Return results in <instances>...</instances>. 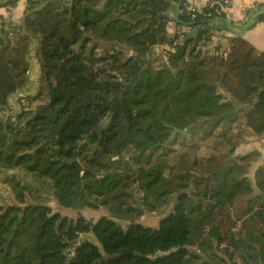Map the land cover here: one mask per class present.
<instances>
[{
  "label": "trees",
  "instance_id": "16d2710c",
  "mask_svg": "<svg viewBox=\"0 0 264 264\" xmlns=\"http://www.w3.org/2000/svg\"><path fill=\"white\" fill-rule=\"evenodd\" d=\"M27 1L20 25L0 17V182L11 200L0 186V264H264V162L250 179L259 152L235 154L242 134L264 138V50L243 36L226 57L195 48L229 4L217 15L181 0L177 25L198 30L186 40L167 29L178 0ZM33 144L41 157L29 174L76 217L4 174L23 164L15 145ZM83 209L166 212L156 230L94 224Z\"/></svg>",
  "mask_w": 264,
  "mask_h": 264
},
{
  "label": "rangeland",
  "instance_id": "374dc122",
  "mask_svg": "<svg viewBox=\"0 0 264 264\" xmlns=\"http://www.w3.org/2000/svg\"><path fill=\"white\" fill-rule=\"evenodd\" d=\"M175 43L177 44L178 42L176 41ZM179 43L182 44L183 42H179ZM157 46H155V50L157 52V55L167 56L169 50H174V47H172V46H168L167 48L163 47L161 45H157ZM156 47H157V49H156ZM33 57H34V55L32 56V58ZM34 59H35V57H34ZM35 62H36V60H35ZM36 71H37V67H34V69L32 70V73L31 74L29 73V75H31L30 81L32 82L34 80L30 86L31 91H35L37 89ZM18 99L20 100V96L18 97ZM21 101L24 102V97H21ZM9 107H11V109H9V111L11 113H14L16 111V108L14 107L13 102L9 105ZM7 111L8 110H5L3 112V114H5ZM17 112H19V111H17ZM241 138H243V139H241ZM239 139H241L240 142H244V143H247L250 141V139L245 137V135H243V134L240 136ZM238 144H239V142H238ZM246 152H247V150H241V151H238L237 153L235 151V154L239 153L242 155ZM177 155H178V152H175L170 157V159L174 160L177 157ZM12 157L22 158L23 164L19 168H13V169H6L5 168L3 170L4 174H8L9 176L16 174V176L18 178H20V181L23 184L26 183L29 186H31V191H32L31 195L32 194L37 195V200L41 199V200H44L47 203H49L52 206L53 210H58V211L62 212V214L68 215L70 217H76L77 216V212L72 211V210H65L61 206L56 204V202L52 198L51 192H49L50 190L47 187H44L40 184V179H36L35 174H33V173L29 174V168H33V165L35 164V162L40 160L41 153H40L39 145L33 144L31 146L22 147V148L15 145V147L13 148V151H12ZM253 174H254L253 168L250 166L247 170V176L250 179H253L252 178ZM83 176H84V172L79 174V178L80 177L82 178ZM0 186H5L7 188V190H3L1 192L4 199H5V200H3V202H10L11 200L8 199V196H10V189L3 182H0ZM94 186L97 190H99V183L98 182ZM199 192H200V188H194V189L190 190V200H189V206L188 207L191 211H197L204 206V202L201 200ZM31 195H29L30 199H32ZM34 200H36V199H34ZM1 202L2 201H0V203ZM3 202H2V204H4ZM165 212L166 211L159 213L156 210H149L145 213V215H143L141 217H136L135 215H126V214H123L121 212L116 213V214H109L104 210H91V209L81 210V213L89 221L93 222L94 224L103 223V224L121 225V226L126 228L132 223H140V224H143L145 226H150L154 229L156 228V230L159 227V222L165 217ZM88 237L90 239L96 241V239L92 235H90ZM96 243L100 244L101 250L104 252V254H106L104 247H103V244L99 243L98 241H96ZM176 252H177V250L174 248H167V249L161 250L160 255H164L168 260H171L174 257V254Z\"/></svg>",
  "mask_w": 264,
  "mask_h": 264
},
{
  "label": "crops",
  "instance_id": "0c3cea01",
  "mask_svg": "<svg viewBox=\"0 0 264 264\" xmlns=\"http://www.w3.org/2000/svg\"><path fill=\"white\" fill-rule=\"evenodd\" d=\"M180 2L181 0H178L176 4V11L173 12L174 19L167 27L171 36H174L178 31L186 30V27L183 29L176 23L178 11L177 6H179ZM186 2L190 6L200 9L208 2V0H186ZM4 3L5 0H0V17L20 25V23L23 21L24 13L28 6V1L17 0L14 5H5ZM225 10V18L217 19L215 25L227 26L229 32L223 37L212 40L209 48L221 50L229 49L231 48L232 38L234 36H243L258 50H264V15L261 20L257 21L256 23H252L258 15L264 14V0H230L229 6ZM161 46L166 48L168 47L167 44H163ZM20 93H25V90H22L17 95L13 96L10 104L12 102L15 103L17 96H19ZM20 97L22 96L20 95ZM237 150H247V152L244 154L255 150L259 152L251 164L253 171H255V169L264 162V138L262 140H250L247 143L240 142L236 147V153L238 152Z\"/></svg>",
  "mask_w": 264,
  "mask_h": 264
},
{
  "label": "built area",
  "instance_id": "2783aa9c",
  "mask_svg": "<svg viewBox=\"0 0 264 264\" xmlns=\"http://www.w3.org/2000/svg\"><path fill=\"white\" fill-rule=\"evenodd\" d=\"M230 3V0H208V2L205 5H210L213 7V12L214 14L220 15L222 11L226 8V6ZM183 4H186L187 7L189 8L190 11H195L199 8L190 6L186 0H183ZM208 18H212L213 14L212 12L207 13ZM190 30H195L194 28L191 27H186L185 31H190ZM183 31H180V33ZM229 30L227 26H217L214 24H210V26L207 29L206 36L201 38L196 44L195 48L199 49L202 48L206 50L207 53L213 54V55H219L221 57H226L230 51L231 48L226 49V50H221V49H214V48H209L210 43L212 40L223 37L224 35L228 34ZM35 61V60H34ZM34 67L30 70V74L32 73V70ZM31 75H29L30 77Z\"/></svg>",
  "mask_w": 264,
  "mask_h": 264
},
{
  "label": "water",
  "instance_id": "95a60500",
  "mask_svg": "<svg viewBox=\"0 0 264 264\" xmlns=\"http://www.w3.org/2000/svg\"><path fill=\"white\" fill-rule=\"evenodd\" d=\"M197 34H198V30H190V31H187L186 32V40L191 39L193 36H196ZM179 131L180 130L178 128H175L174 127L172 129V132L169 135V138H168V140H167L166 143H168L169 141H171L175 137L176 133L179 132ZM182 132H185V131H182ZM262 196L264 197V194H262Z\"/></svg>",
  "mask_w": 264,
  "mask_h": 264
}]
</instances>
